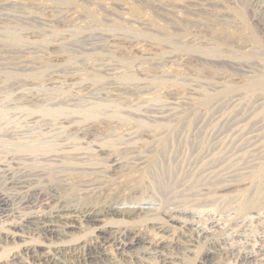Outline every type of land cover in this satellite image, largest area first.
Wrapping results in <instances>:
<instances>
[{
  "label": "rangeland",
  "instance_id": "374dc122",
  "mask_svg": "<svg viewBox=\"0 0 264 264\" xmlns=\"http://www.w3.org/2000/svg\"><path fill=\"white\" fill-rule=\"evenodd\" d=\"M0 2H5L7 13L13 15L12 18L1 16L6 19L0 20V24L14 26L21 37L17 47L0 44L2 194L15 203L30 197L42 199L54 191L70 198L82 181L92 179L90 175L70 170L58 160L40 165L26 159L29 155L18 150L17 144L32 139L33 133L25 136L23 131L35 130L33 125L38 120L50 119L55 123L65 138L61 141L65 140L72 148L66 149L67 155L76 158L77 151H83L82 155L92 160L95 154L91 144L70 135L63 120L73 119L76 125L90 121L101 133L111 131L110 135L101 134L95 140L98 145L114 149L119 143H127L144 152L151 142L143 137L125 140L124 125L116 121L119 117L161 114L180 121L179 124L190 119L198 127L189 136V161L195 158L190 153L198 152V144L204 141L202 146L207 145L201 138L203 125L217 117L225 120L215 128L223 134L239 130L258 135V152H242L231 171L224 175L190 180L184 194H158L146 188L141 199L158 201L162 207L174 205L178 210L195 212L202 225L217 219L222 227L211 230L213 238L227 237L240 251L245 250L247 243L264 242V0ZM52 135L44 138L50 140ZM179 140L176 139L181 146L178 156L183 157L186 148ZM61 141L57 140L56 149L60 148L58 151L62 153ZM17 180L25 188L15 189L7 183ZM123 181L119 179L99 189L95 198L112 193L129 200L131 194ZM146 227L129 224L127 232L150 242L156 240L157 230ZM175 232L173 237L164 238L170 244L168 254L182 256L186 240L177 235L179 230ZM80 235L84 239L92 237V233ZM39 241L42 239L26 229L14 231L7 241L0 238V264H20L14 257L21 247L36 246ZM211 246L200 243L189 256L164 264H239L235 258H225L221 251L223 245ZM114 252L109 248L100 259L114 264L116 259H125L124 255ZM160 262L155 257L148 259V264Z\"/></svg>",
  "mask_w": 264,
  "mask_h": 264
},
{
  "label": "bare ground",
  "instance_id": "6f19581e",
  "mask_svg": "<svg viewBox=\"0 0 264 264\" xmlns=\"http://www.w3.org/2000/svg\"><path fill=\"white\" fill-rule=\"evenodd\" d=\"M0 4V8H2L0 20L6 19L1 18V16L12 18L13 15L7 13L6 3L0 2ZM20 41L21 37L17 35L14 26L0 24V44L17 47V43ZM36 108L38 109V107ZM29 110L26 111L28 112ZM138 115L132 118L119 117L116 121L124 125L122 134L125 140L134 141L143 137L151 142L149 146H146L144 152L138 150L136 146L127 143H119L114 149L98 145L94 143L95 140L101 134L104 136L110 135L111 131L101 133L94 123H89L90 121L82 125H76L77 121L73 119L69 121L63 120L62 123L67 124L66 127L68 129L66 130H68L70 135L79 136L91 144V149L95 154L92 160H89V157L85 158L82 155L85 153L83 151H77L79 155L76 156L81 158L67 155L69 151L66 149L72 150V148L66 145L65 140L64 143L61 141V139L65 138L61 137V134L57 131V126L54 122L49 121L50 119L36 121L33 125L35 130L27 127L25 132L22 130L25 136L33 133L30 135L32 136L30 141H21L17 144L18 150L29 155V157H26L27 160L40 165L55 163L58 160L63 162L65 166L70 167V170L73 169L79 173L90 175L92 179L84 181L81 179L82 182L78 185V189L75 191L76 194L70 198L63 197L54 191V193L42 199H32L30 197L20 199L15 203L14 200L0 192L1 240L7 241L14 234V231L18 233V231L23 232L25 229L32 236L42 239L36 246L27 247L25 246L26 244L24 246H22L24 243L21 244V249L15 257L13 256L15 262L20 264H114L104 260L105 258L100 259L108 252L109 248H113L115 250L114 254L125 256L123 260L116 259L117 264H148V259L152 257L158 258L161 261L160 263L164 264L170 263L175 259H182L184 258L183 256H189L197 248L196 246L201 243L206 246L218 244L221 247L223 245L221 251L225 258H235L239 264H264V242L249 245L247 243L245 250L240 251L239 248L229 243L231 240L227 237L216 240L213 238L214 234L212 235L213 232L211 233V230L222 227V224L216 221L217 219L202 225L199 223L198 215L193 214L195 212L181 211L173 207L174 205L172 207L170 205L162 207V203L158 201L141 199L142 193L146 188H149L154 193L162 194L167 192L175 196V194L186 193L188 189L187 183L194 178L202 177L206 179L213 175L226 174L225 172L231 171L232 165H235L241 158L242 152L251 154L255 151L258 152L259 148H256L258 135L252 132L241 133L239 130L230 132L231 134H223L215 128L219 123L225 122V120L221 121L220 118L214 117L212 121L203 125L202 129L200 128L202 130L201 138L206 140L207 145L202 146L204 141L202 145L198 144V152L190 153V157L194 156L195 158L187 161V153L190 151L189 147H191L189 146V136L194 135V127H198L197 125L193 126L192 120L189 119L184 124H179L180 121H174L169 116L161 114ZM33 130L34 132H31ZM48 134H53L50 140L44 138V135ZM176 139H180V143L183 142L182 145L186 148L183 157L178 156L181 146L176 142ZM57 140L61 141L64 147L62 153L58 151L60 148L56 149ZM216 176L213 177L215 178ZM119 179L127 183L126 188L131 194L129 200L113 196L112 193H108L101 199L95 198L96 191L104 189ZM7 183L15 189L25 188L21 180L7 181ZM121 191L123 190L121 189ZM222 194L224 196L225 193ZM206 215L209 216V214ZM207 220L210 221L209 219ZM129 224L139 227L149 225L150 228L157 230L158 236L156 240L151 242L144 240L143 237L141 239L138 234H129L127 232ZM176 230H179L177 235L186 240L185 251L182 256L169 255L170 244L164 239L165 237L169 239V236L173 237ZM75 233L79 235H75ZM80 233L90 236L92 233V237L84 239ZM95 247L97 248L95 249ZM207 262L209 263V261Z\"/></svg>",
  "mask_w": 264,
  "mask_h": 264
}]
</instances>
